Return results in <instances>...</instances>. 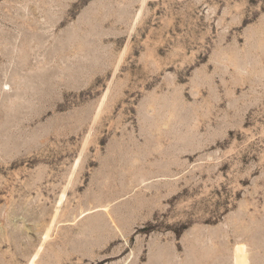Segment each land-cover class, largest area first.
Masks as SVG:
<instances>
[{"label": "rangeland", "instance_id": "1", "mask_svg": "<svg viewBox=\"0 0 264 264\" xmlns=\"http://www.w3.org/2000/svg\"><path fill=\"white\" fill-rule=\"evenodd\" d=\"M0 264H264V0H0Z\"/></svg>", "mask_w": 264, "mask_h": 264}]
</instances>
